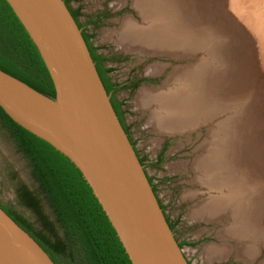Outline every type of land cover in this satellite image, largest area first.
<instances>
[{
    "label": "rangeland",
    "instance_id": "rangeland-1",
    "mask_svg": "<svg viewBox=\"0 0 264 264\" xmlns=\"http://www.w3.org/2000/svg\"><path fill=\"white\" fill-rule=\"evenodd\" d=\"M136 1L74 0L71 5L74 9L80 10L81 23L94 21L93 24L87 25L86 31L91 35V40L99 52L110 60L112 72L133 103L196 263L264 264V228L256 229L251 224L248 220L251 213L248 207L246 210L248 215L242 213V202L246 198L241 197L244 191L242 190L241 195L238 193L240 202L237 203L235 201L237 199L234 198L236 194H233V190L239 188V185H242L241 189L254 187L257 190L261 206L260 221L264 226V154L262 149H259L262 147L261 138L264 139V127H259L261 133L258 135L254 133L253 137L260 152L258 155L257 152H253V155L247 156L241 148L237 152L234 145L239 141V147L243 150L249 138L246 136L245 127L247 118L244 120V116H240L242 99L240 100L237 92L233 96L229 92L223 94L224 107L214 103L215 106L213 104L208 106L209 114L205 120L199 116L195 122L191 121L184 126L160 124V118H165L168 114L169 117L172 116L175 103L168 102L166 108H172V112H169L160 104L164 99H155L157 94L164 96L173 93L170 98L174 97L177 88L181 86L178 81L170 82L175 70L185 71L188 68L195 72L207 70L212 57L209 55L210 50L216 41H235L234 36L238 34L235 26L241 27L242 31L247 26L254 28V34L250 39L255 41L254 43L257 42L256 47L261 46L263 49L264 0H214L228 5L222 15L221 12L219 14L213 10L215 20L219 16L214 26L220 27L222 32H217L213 26L215 29L213 27L212 30L209 29L212 35L205 44L206 50L197 49L202 42L191 40V44L196 48L189 50L190 52L187 51L189 39L186 36L182 39L183 35L177 37L182 39L184 50L180 46L170 50L169 47L172 46L170 44L174 42L176 44L178 40L173 41L158 30L159 25L153 20L154 13L157 12L154 5L150 0H145L148 3L145 4V9L141 7L142 5L138 6ZM187 1L189 0H184ZM237 12L243 16L238 22L231 15ZM165 19L166 16L163 15L161 20L167 25ZM226 26L232 31L226 29ZM148 27L149 29L155 27L157 34L161 33L157 36L170 39L169 42H165V45L170 46H163L167 51L157 49L158 41L150 42L143 36L140 38V34L135 35L141 29L149 30ZM176 30L179 29L176 27ZM186 32L188 34L189 28ZM215 36L219 40L217 37L214 40ZM149 43H156L155 47H150ZM206 53L208 60L205 59ZM240 58L243 59L241 53ZM195 64H201L200 69L197 70ZM156 69L158 71H155ZM216 76L219 80L224 78L221 71ZM212 99H217L216 94L212 93ZM229 130L232 131V135L234 130L233 140L230 141ZM227 143L232 148L226 152ZM239 153V163L236 167L238 158L236 155ZM228 162L232 163L231 169L225 168ZM228 197L232 199L231 202H228ZM215 201L218 204H212ZM0 207L16 213L50 243L64 242L63 229L57 223L43 193L33 179L27 162L17 152L15 143L1 124ZM77 262L75 264H78Z\"/></svg>",
    "mask_w": 264,
    "mask_h": 264
},
{
    "label": "water",
    "instance_id": "water-1",
    "mask_svg": "<svg viewBox=\"0 0 264 264\" xmlns=\"http://www.w3.org/2000/svg\"><path fill=\"white\" fill-rule=\"evenodd\" d=\"M5 1L37 48L55 96L0 70V108L79 170L131 264H197L131 99L111 72L132 143L64 1ZM0 264H54L1 207Z\"/></svg>",
    "mask_w": 264,
    "mask_h": 264
},
{
    "label": "trees",
    "instance_id": "trees-1",
    "mask_svg": "<svg viewBox=\"0 0 264 264\" xmlns=\"http://www.w3.org/2000/svg\"><path fill=\"white\" fill-rule=\"evenodd\" d=\"M63 1L68 6L70 0ZM70 13L76 21L78 12ZM82 36L127 134L122 103L113 99L115 84L107 76L110 69L103 67L104 59L95 53L89 36L83 33ZM0 70L48 97L55 96L53 82L37 48L5 0H0ZM0 124L27 162L33 179L63 229L64 242L50 243L20 216L2 207L6 214L39 244L54 264H75L77 261L78 264H131L90 187L70 160L12 121L1 108Z\"/></svg>",
    "mask_w": 264,
    "mask_h": 264
},
{
    "label": "bare ground",
    "instance_id": "bare-ground-1",
    "mask_svg": "<svg viewBox=\"0 0 264 264\" xmlns=\"http://www.w3.org/2000/svg\"><path fill=\"white\" fill-rule=\"evenodd\" d=\"M150 1H151V4L154 5L157 11L156 13H154L155 17H153V20H154V23H158L157 24L159 25L157 27L158 30L161 31L162 35H165L166 37L168 36V38L169 37L172 38L173 41L175 40L176 41L178 40V41L176 44L175 42L170 44L172 45L171 47H169L170 45L169 46L165 45V42L166 41L169 42L170 39L166 40L167 38L165 37L163 38L162 36H157L161 33L159 32V34H157L155 27L153 28L151 27L150 29L148 27L147 29L149 30L141 29L140 31H137L138 32L137 34H140L139 35L140 38H142L141 36H143V38L145 37L146 40H149L150 42L158 41L159 44L149 43L150 47H153L156 44V45H159V47L157 46V49L159 50L162 49L165 51H167V49H165V47L167 46L170 48V50L177 49L179 46L182 49V44H183L182 39H185V36L187 37V39H189V42L191 40L202 42V44L199 45V47L197 46V49L202 48L201 50L205 51L206 50L205 44L208 41V38H211V35H212L209 29H211L215 24H217L215 22L216 20L218 21L217 18L219 17L217 16L215 20L213 16V10L215 12H219V14L221 12L220 15H222V13H224L226 6H228V5H225V2H222V4H220L214 0L212 3H211L212 0H189L187 2H184V0H150ZM146 4L148 3L146 2ZM201 4H202V7H201ZM144 8L146 9V7ZM153 10L155 11V9ZM206 10L212 11V12H209V13L207 12V14H205ZM163 15L166 16L165 21H167V25L163 24V21L161 20ZM231 15L234 18V20L237 22L239 21V19L243 17L242 14L238 12L232 13ZM147 18L148 16L146 17V19ZM150 18L151 17H149V19ZM146 19H143V20H146ZM227 20L226 22H229ZM195 22H196V28L192 29V26L195 25ZM153 26H156V25H153ZM176 27L180 31L179 30L177 31ZM187 27L189 28L188 34L186 32ZM226 27H227L226 29H229L228 28L229 26H226ZM235 27L238 30V31L236 30L237 31L236 33L238 34L234 36L235 41L233 42H229V41L226 42L225 40H222L219 42L216 41L217 43H215V45L210 50L209 55H211L212 57H211V62L209 63L207 70H202L200 72H195L194 70H192V68H188L185 71L175 70L170 78V82L173 83V82L178 81L179 83H181V86L179 88L176 84L178 88L176 92L174 93V97L170 98V96L173 93L172 94L170 93L168 95L165 94L167 98L165 97V95L158 96L157 94L156 95L157 98L155 99H158V98L159 100L164 99L160 104H162L161 106L162 107L164 106L165 108L167 107L168 102L170 103L171 101H173V104L175 103L173 105L174 110H173L172 116L169 117V114H168L165 118H160L159 119L161 120L160 124L163 123V126L164 125L165 126H175V125L179 126V124L184 126L191 121H194V120L196 121L197 117L199 116H201L205 120V118L209 114V109L207 108L208 106H211L214 103L215 105L218 104L220 107H224L225 102L223 103V94H226L227 92H229V94H232L233 96V95H236L235 92H237V95H239L240 100L242 99L240 116L243 115L244 120L247 118L246 125L245 124L244 125L247 131L246 136H248L249 138L247 139V143L245 142L243 146L245 148H243V150H242V147H239V141H237V143L234 145L236 146L235 148L237 152H239L241 148V151H244L247 154V156L248 155L250 156L251 154L253 155V152L255 153L257 152V155H258V152H260V150L258 151L256 147L257 146L256 141L253 137L255 134L258 135L261 133L259 130V127H262V128L264 127V46L262 44L263 49L261 48V46L256 47L255 44H257V42L254 43L255 41L253 42V40L250 39L251 35L254 34L253 33L254 28L247 26L245 29L243 27L244 30L242 31L241 27L239 26H235ZM216 30L217 32H222L220 27H217ZM226 31L227 33L229 32L228 30ZM225 32L224 34H226ZM178 35L180 36L183 35L182 37L184 38L180 39V37H177ZM228 35H231V34H228ZM256 35H258V33ZM216 37L217 36H215L214 40H216ZM142 42H144V39ZM178 43L180 44L178 45ZM188 45H189L187 47L189 48L187 50L188 52L196 48V46H193L191 42ZM182 50H184V48ZM171 52H174V51H171ZM240 53H241V56H243V59L240 58ZM207 56H208V53L205 54L206 60H208ZM195 67L198 70L200 69L201 64H195ZM155 71H158V69H156ZM219 71H221L224 75V78L221 80H219L216 76L218 75ZM200 76H203V78H201ZM185 93L186 94L188 93V94L185 95ZM212 93L216 94L217 99H212ZM184 95L186 96L185 98H183ZM214 106L213 108H215ZM167 109L169 112H172V108L168 107L166 108V110ZM228 132H229L228 140L229 141L230 139L233 140L232 138L234 137L233 136L234 130H233V135H232L231 130H229ZM263 136H264V133H263ZM263 141L264 139L261 138L262 147L260 146L259 149H262V153L264 154V142ZM226 145H227L226 152L230 151L232 147L229 145V143H227ZM236 156H238L236 160L237 161L236 167H237L239 163L240 153L237 154ZM220 157H222V155ZM259 157H260V154H259ZM209 165L210 164H208V166ZM231 166H232V163L228 162L225 168L231 169ZM232 186L238 187V185H232ZM241 187L242 185L241 186L239 185V188H235L233 190L234 191L233 194L234 195L236 194L234 197L235 199H237L235 200L236 203L240 202V199H238L237 195L239 194L241 195L242 190H243L244 194L241 197L242 198L246 197V198H244L245 200L242 202V205H243L242 213H244V215L247 216L248 214H246L247 213L246 210L248 207L251 211V213H249L248 215V218H249L248 220H250L251 224L256 229L257 227L264 228V226H262L261 224L262 221H260V216H261L260 207L261 206L259 204L260 200L258 198L257 190H255L254 187L245 188V189H241ZM227 200L228 202L232 201V199H229V197Z\"/></svg>",
    "mask_w": 264,
    "mask_h": 264
},
{
    "label": "flooded vegetation",
    "instance_id": "flooded-vegetation-1",
    "mask_svg": "<svg viewBox=\"0 0 264 264\" xmlns=\"http://www.w3.org/2000/svg\"><path fill=\"white\" fill-rule=\"evenodd\" d=\"M73 1H74V0H70V1L68 2V6H67V7H68V9H69L71 12H72V11H74V12H78L76 22L80 25L81 32H82L83 34L89 36V37H88V41H89V43H90L93 47H95V46L93 45V43H91V35H90L89 33H87V31H86V27H87V25H89V24H93L94 21H89V23H86V24L81 23L80 20H79L81 12H80L79 9H74V8L72 7L71 4H72ZM95 48H96V47H95ZM95 53L103 57L104 61H103L102 65H103V67H105V68H109V69H110V71L107 73V76L110 77V74H111V72H112L111 65L109 64V61H110V60H109L106 56H104L102 53H100V52L98 51L97 48H96V50H95ZM113 83H114V82H113ZM114 84H115V83H114ZM118 86H119V85L115 84V86L113 87V89H114V92H113V99L116 100L117 102H120V101L116 98V93H117V91H118V90H117V89H118ZM121 107H122V106H121ZM121 109H122V108H121ZM124 124H125V123H124ZM127 136H128V138H129V140L131 141V139H130V135H129L128 131H127ZM131 143H132V141H131Z\"/></svg>",
    "mask_w": 264,
    "mask_h": 264
},
{
    "label": "crops",
    "instance_id": "crops-1",
    "mask_svg": "<svg viewBox=\"0 0 264 264\" xmlns=\"http://www.w3.org/2000/svg\"><path fill=\"white\" fill-rule=\"evenodd\" d=\"M141 0H137L136 2L138 3V6H140V4L142 5L141 7H143V6H145V4H146V2H145V0H143V2L141 1ZM201 7H202V4H201ZM207 12L209 13V12H212V11H208V10H206L205 11V14H207ZM144 28H146V26L144 27ZM196 28V24L195 25H193L192 26V29H195ZM188 29V28H187ZM135 35H137V33L135 34ZM138 36V35H137ZM212 204H218L216 201L215 202H213Z\"/></svg>",
    "mask_w": 264,
    "mask_h": 264
}]
</instances>
